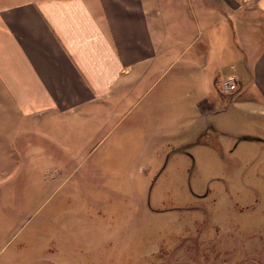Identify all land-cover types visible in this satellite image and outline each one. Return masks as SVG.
Returning a JSON list of instances; mask_svg holds the SVG:
<instances>
[{"label":"rangeland","instance_id":"374dc122","mask_svg":"<svg viewBox=\"0 0 264 264\" xmlns=\"http://www.w3.org/2000/svg\"><path fill=\"white\" fill-rule=\"evenodd\" d=\"M147 86L86 144L20 128L0 264H264V116L199 119L183 85Z\"/></svg>","mask_w":264,"mask_h":264},{"label":"crops","instance_id":"0c3cea01","mask_svg":"<svg viewBox=\"0 0 264 264\" xmlns=\"http://www.w3.org/2000/svg\"><path fill=\"white\" fill-rule=\"evenodd\" d=\"M261 68L264 0H0V153L25 126L84 144L166 75L199 119L264 116Z\"/></svg>","mask_w":264,"mask_h":264},{"label":"built area","instance_id":"2783aa9c","mask_svg":"<svg viewBox=\"0 0 264 264\" xmlns=\"http://www.w3.org/2000/svg\"><path fill=\"white\" fill-rule=\"evenodd\" d=\"M245 4H250V3H253L255 0H242ZM223 88L226 90V91H234L235 90V85H233L232 83L230 82H225L223 84Z\"/></svg>","mask_w":264,"mask_h":264},{"label":"snow or ice","instance_id":"6c2138e0","mask_svg":"<svg viewBox=\"0 0 264 264\" xmlns=\"http://www.w3.org/2000/svg\"><path fill=\"white\" fill-rule=\"evenodd\" d=\"M258 71H259L261 77L264 78V68H261Z\"/></svg>","mask_w":264,"mask_h":264}]
</instances>
